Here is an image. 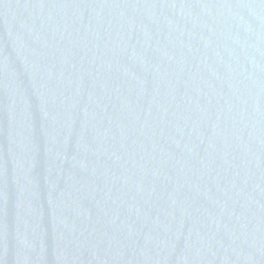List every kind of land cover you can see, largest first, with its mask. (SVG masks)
Masks as SVG:
<instances>
[{
    "label": "water",
    "instance_id": "obj_1",
    "mask_svg": "<svg viewBox=\"0 0 264 264\" xmlns=\"http://www.w3.org/2000/svg\"><path fill=\"white\" fill-rule=\"evenodd\" d=\"M0 264H264V0H0Z\"/></svg>",
    "mask_w": 264,
    "mask_h": 264
}]
</instances>
